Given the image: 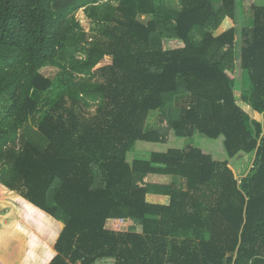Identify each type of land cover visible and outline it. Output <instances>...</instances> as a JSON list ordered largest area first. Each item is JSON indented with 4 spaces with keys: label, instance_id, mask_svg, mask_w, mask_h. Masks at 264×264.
<instances>
[{
    "label": "trees",
    "instance_id": "obj_1",
    "mask_svg": "<svg viewBox=\"0 0 264 264\" xmlns=\"http://www.w3.org/2000/svg\"><path fill=\"white\" fill-rule=\"evenodd\" d=\"M262 1L0 0V264H264Z\"/></svg>",
    "mask_w": 264,
    "mask_h": 264
},
{
    "label": "rangeland",
    "instance_id": "obj_2",
    "mask_svg": "<svg viewBox=\"0 0 264 264\" xmlns=\"http://www.w3.org/2000/svg\"><path fill=\"white\" fill-rule=\"evenodd\" d=\"M217 1V0H216ZM243 4L245 6L248 7H252L256 4H262L263 1L262 0H242ZM114 4H118V0H113ZM179 4H180V0H171V6L179 8ZM77 17L81 20L84 28L88 31V32H98L100 30V28L102 27V25L98 22H95L91 19H89L86 15V13H84V11H80L77 14ZM144 21H146V18L143 19ZM183 43H181L179 40H175V39H165L164 41V47L166 49H174V48H179L182 47ZM111 62V58L110 57H106L96 68H100L101 66L105 65V64H109ZM236 65H238V61L235 62ZM232 67V66H231ZM234 71L237 72V68L234 65ZM42 72L44 74H46L47 76H56L58 73V69L51 67V66H46L42 69ZM233 72V71H231ZM177 102H184V100H177ZM95 111H91L89 115L93 114ZM158 122V113H155L150 121L151 125H154ZM194 138L190 139L191 142L193 141ZM186 143H187V139L186 138H181V137H177L174 134L171 135V138L169 140V142L167 144H153V143H143L140 142L137 145V148L135 149L134 152L130 153L129 155V159L132 160L133 158H143L146 159L149 157L150 152L154 151V150H158V151H166L169 148H185L186 147ZM222 144L223 141L218 139V140H212L209 138H205V137H198L196 139H194L193 141V145L195 146H201L202 148H204L207 152L213 153L215 155V157H218L219 159H226L228 156L225 152H222L221 154L219 153V146H221L222 148ZM223 150V148H222ZM224 151V150H223ZM236 161L232 162L233 165H235ZM159 177H155L153 180L157 181ZM164 178V177H162ZM168 181L170 183H172L173 179H168ZM5 211V209H4ZM3 210H0V215L3 214L4 212ZM137 225V226H136ZM113 226L117 229V230H132V227L138 229L139 226L137 223H132L129 220H125V221H120L117 220L115 221V223H113ZM113 260L112 259H102L97 261L95 264H113Z\"/></svg>",
    "mask_w": 264,
    "mask_h": 264
},
{
    "label": "crops",
    "instance_id": "obj_3",
    "mask_svg": "<svg viewBox=\"0 0 264 264\" xmlns=\"http://www.w3.org/2000/svg\"><path fill=\"white\" fill-rule=\"evenodd\" d=\"M256 5H260V4H256ZM220 160H224V159H220ZM155 177L156 178L159 177L157 181L153 180ZM171 178L173 179V177L169 175H149L145 178V181L160 183V184H170L168 179H171ZM147 200L151 203L169 204L170 197L168 195L150 193L147 195Z\"/></svg>",
    "mask_w": 264,
    "mask_h": 264
},
{
    "label": "built area",
    "instance_id": "obj_4",
    "mask_svg": "<svg viewBox=\"0 0 264 264\" xmlns=\"http://www.w3.org/2000/svg\"><path fill=\"white\" fill-rule=\"evenodd\" d=\"M120 221H125V219H120Z\"/></svg>",
    "mask_w": 264,
    "mask_h": 264
}]
</instances>
